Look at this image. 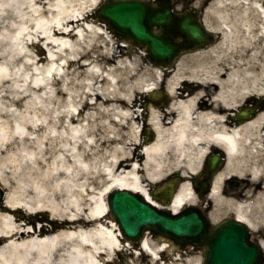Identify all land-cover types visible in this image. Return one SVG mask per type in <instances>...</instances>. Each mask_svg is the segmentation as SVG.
<instances>
[{"label":"bare ground","instance_id":"bare-ground-1","mask_svg":"<svg viewBox=\"0 0 264 264\" xmlns=\"http://www.w3.org/2000/svg\"><path fill=\"white\" fill-rule=\"evenodd\" d=\"M101 1L0 0V143L40 154L25 161L22 188L0 175L2 187L9 185L0 264H104L126 251L106 196L129 190L149 199L151 188L168 181L177 185L170 211L199 204L191 183L216 149L224 163L206 195L214 200L209 218L233 213L264 230V108L246 121L234 116L248 95L264 105V3L194 0L208 4L205 18L219 19V41L181 57L159 80L154 68L120 58L92 14ZM160 85L167 108L146 105V117L138 114L134 94ZM19 209L46 214L35 224ZM166 248L152 246L146 233L139 249L151 264H199Z\"/></svg>","mask_w":264,"mask_h":264},{"label":"water","instance_id":"water-1","mask_svg":"<svg viewBox=\"0 0 264 264\" xmlns=\"http://www.w3.org/2000/svg\"><path fill=\"white\" fill-rule=\"evenodd\" d=\"M98 16L106 21L115 35L135 46L145 47L149 61L165 66H170L185 48L174 44V37L186 38L192 41V45L199 46L203 34L196 22H178L166 0L159 3L158 9L141 0H109L101 5ZM153 28L159 34H154ZM214 165L215 158H212L211 167ZM2 196L0 188V202ZM107 204L121 233L131 241H137L148 230L180 246H204V264H259L261 261L258 248L246 246L243 227L230 220L212 230L197 208L187 207L172 215L128 190H113L107 196Z\"/></svg>","mask_w":264,"mask_h":264},{"label":"rangeland","instance_id":"rangeland-1","mask_svg":"<svg viewBox=\"0 0 264 264\" xmlns=\"http://www.w3.org/2000/svg\"><path fill=\"white\" fill-rule=\"evenodd\" d=\"M149 1H151V3H154V1H156V0H149ZM177 1H179V0H177ZM192 1L193 0H187V5L186 6L189 7L193 3ZM261 1L264 3V0H261ZM174 4H176V3H174ZM99 5L92 11V14H94V15L96 14V10L99 8ZM207 5L208 4L205 3L201 8L205 9V7ZM175 6H176V8L179 11L181 9H184L183 8V6H184L183 0L179 1V3H177ZM206 21L210 25H212V27H214V28H217L219 26V24H220L219 23L220 21L216 17V15H212L211 17L207 16L206 17ZM108 33L111 36L112 42L114 43V48L119 53H121L120 58H123L124 63L130 64L131 62H136L137 66H139V67H141L143 69L152 67V68H154L153 70H154L156 76L158 77V79L159 80L161 79V76L163 75L162 68L153 66L150 62L147 61V59L145 58V49L144 48L132 46L129 42H127V41H125L123 39L115 37V35L112 34L109 31V29H108ZM186 54H190V53H186ZM159 89H163V88L159 86ZM143 95H144L143 97H141L138 94H134V96H133V100H134V98H136L139 101L138 102V108H137L138 114H140L141 112H145V114L147 113L146 111L143 110V103L146 102V100H147L145 98V95L147 96V94H143ZM252 97H254V95H251V96L248 95L246 98L242 99V102H240V103H245L244 100H247L248 98H252ZM260 98L261 97L259 95H255V100H259ZM1 100L6 101V98H2ZM248 100L251 101V103H252V101L254 99L253 100L248 99ZM140 106H142V108ZM261 108H264V105ZM148 110L149 109L147 108V111ZM139 118H142V117L139 116ZM3 119H4V117H1L0 118V122ZM140 126H141V124H140ZM38 151L39 150L37 148H35V147H26L24 144H16V143L8 144L6 142L0 143V172H1L0 175L2 176V178H4L3 181H5L6 183H8V182L11 183L12 186L18 184L22 188L23 184H22L21 178H22V176L26 177V175H27V173H26L27 169L24 168V163H25V161L27 159L31 160V158L32 159L37 158V160H38L39 157H40V154L38 153ZM11 172H15L16 174L13 176L11 174ZM8 186L9 185L3 187L4 192L8 191ZM213 201L214 200L212 198H210L209 207L211 206V204H213ZM211 209H212V206H211ZM44 213H46L45 210H40V211L33 212L32 214H27V216L32 217V219L34 221H38V220H41L42 215ZM221 219H222V217H218L216 220L218 222ZM109 220L114 222L110 214H109ZM175 250H176V248H175ZM196 250L197 249H193L189 253H187L185 250L177 249V252H175V254L176 255L178 253L179 254H183L185 252L186 254H188L187 256H189V258L191 260H193V259H195V261L199 260L198 263L202 264L201 263L202 254L200 252L198 254V251H196ZM183 257H186V256H182V258ZM192 264H196V263L192 262Z\"/></svg>","mask_w":264,"mask_h":264},{"label":"flooded vegetation","instance_id":"flooded-vegetation-1","mask_svg":"<svg viewBox=\"0 0 264 264\" xmlns=\"http://www.w3.org/2000/svg\"><path fill=\"white\" fill-rule=\"evenodd\" d=\"M202 101L203 100H197L196 101V105L197 106H202ZM215 151L217 152L218 150L216 149ZM223 160H224V158H223ZM235 182H236V180H232V182H227L226 183V187H230L231 189H234V186L236 185ZM151 195L156 200H161V198L164 199L166 197H169L168 196L169 194L160 195L159 193H151ZM203 196H205V195H203ZM232 215L234 216L233 213H232ZM249 230H250L249 231V233H250L249 240L252 243H255L261 249V251L263 253V255H262L263 256L262 264H264V230L260 229V228H255V229L249 228ZM159 241L163 242L164 240H159ZM153 243H156V241H154ZM123 255H124V253L120 252V253L117 254L116 257L119 259V257H122ZM159 257L160 258L163 257V252L159 253ZM120 263L121 262L119 261V262H114V263H111V264H120ZM137 264H151L148 255L143 253V252H140L138 260H137Z\"/></svg>","mask_w":264,"mask_h":264}]
</instances>
